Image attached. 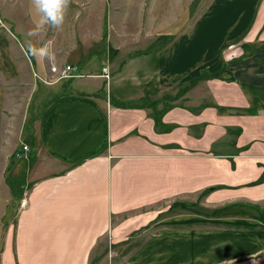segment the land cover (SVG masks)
Returning <instances> with one entry per match:
<instances>
[{
  "label": "crops",
  "instance_id": "crops-1",
  "mask_svg": "<svg viewBox=\"0 0 264 264\" xmlns=\"http://www.w3.org/2000/svg\"><path fill=\"white\" fill-rule=\"evenodd\" d=\"M26 4L23 18L12 11H6L7 20L0 18L6 25L0 23V140L7 119L17 117L28 145L12 156L13 163L16 155L21 158L18 170H26L28 178L25 187L16 188L19 210L5 237L1 264H91L101 239L126 242L155 215L113 224L116 214L163 197L192 201L197 190L215 184L223 186L207 199L220 207L219 217L205 222L197 213L167 216L123 264H264V182L250 184L264 171V112L249 107L253 97L244 90L245 85L264 86V46L237 59L230 55L240 46L230 54L222 51L242 37L255 10L244 40H264V0H212L187 32L174 38L160 34L171 43L143 54L131 53L141 47L139 37L115 51L119 46L101 2L72 0L63 26H45L38 36L28 35L40 17L31 0ZM29 40L37 47L51 41L55 60L30 57ZM126 51L130 59H118ZM65 64L75 65L80 76L47 81L55 92L34 127H25L36 76L49 78L52 65ZM225 66L235 82L202 83L209 92L204 97L211 94L227 107L223 113L215 107L196 112L204 102L200 84L181 98L172 96L173 104L166 106L162 95L147 101L128 94L137 90L131 86L139 78L163 91L209 67ZM112 84L125 87L119 94L126 95L113 97ZM152 108L161 112L162 130L156 129ZM217 141L221 148L215 155Z\"/></svg>",
  "mask_w": 264,
  "mask_h": 264
},
{
  "label": "rangeland",
  "instance_id": "rangeland-1",
  "mask_svg": "<svg viewBox=\"0 0 264 264\" xmlns=\"http://www.w3.org/2000/svg\"><path fill=\"white\" fill-rule=\"evenodd\" d=\"M81 1L82 4H84L89 0ZM93 1L94 4H99L101 2L102 5L106 6H102V9H106L105 14L107 22L112 23L111 26L114 33L113 38H115L116 44L118 43L119 46L116 47L115 51L118 52L119 48L123 49L124 47H127V45H129L128 42L133 41L132 38L139 37V39H141V47L137 49L134 48L131 53L137 52V54H143L144 51L145 53H150L151 50H153L151 49L150 51L146 52V50L150 46L151 41L160 34L170 33L172 35V38H174V36L177 34L187 32L189 28L192 27L193 23L207 11L212 0ZM26 2L27 0H0V18H3V20H7V18L5 17V15H7L6 11H12L17 15H22L23 18V16H25L27 7ZM257 12L258 10H255L253 18L250 20L249 24L243 31L244 33L242 34V37L236 41L237 43H231L228 46L226 45L222 50L224 53L225 51H228V53L230 54L231 50H237L236 48L240 46L241 49H238L240 50V53H238L237 55V50L236 55L230 56H233L234 59L251 57L249 55V52H252V49H254V47L258 49L264 46V40L262 39H256L255 41H253V39H249L250 41H245L248 38L249 33L251 32L252 26L254 25L257 17ZM0 22L2 25H5V23H3L1 20ZM171 41V37H167L164 39L162 44L158 45V47L160 48L168 46L167 44L171 43ZM249 48H251L250 51H248ZM124 57L125 59H130V53L126 51V55H120L118 59H122ZM55 77L56 76L53 73H51L49 78H40L39 76H36L37 88L35 94L30 96V99H33V107L31 106L29 109L30 115L26 120L25 127H34L36 123L35 121L37 119V114L43 107L45 100L50 98L51 95L55 92L54 88L56 86L52 84L49 85L47 81L56 82ZM195 77L196 79L194 80L193 84L191 81H187V83H185L184 85H180L179 87H175L174 89L172 88L169 90L165 88L163 89V91L159 88L155 89L153 82H149L146 84L147 79L139 78L135 80L134 84L131 86V89L137 90L128 94H132L133 96L141 95V98L139 99L146 98L147 101H150V99H153V97L157 95H162L164 96L163 105L166 106L173 104V100H171L172 96L181 98L189 91L191 86H199L200 84V97L204 102H201V104H197L195 109L196 112L201 111L205 107H215L220 113L226 112L227 107L219 105L213 95L210 94L204 97V95L209 92L207 88L202 85L203 81L214 79H220L224 83L235 82V79L231 80V77H229V73H227L226 71V66L219 69L209 67L206 71H201V73ZM68 79L72 78H62L60 80L64 81ZM138 81L142 82L138 83ZM60 83L62 84V82H59L58 84ZM127 83H125L124 81V83L122 84ZM246 86L247 85H245L244 90L247 92V94H249L250 99L253 97V99H251L252 102L250 101L251 106L249 107H252L253 105L254 108L257 107L256 111L260 110L264 112V86H258L256 88ZM111 87L113 89V97H121L126 95V93H123L125 95H123L122 93L119 94L120 90H125V87L117 84H112ZM116 90L117 93H115ZM218 90L219 89L217 88V91ZM254 98L258 99L257 102L254 101ZM151 104L156 105L157 103L155 100H152ZM237 109L241 108H236V110ZM152 110L153 111L151 112V115L154 117L156 114L155 108H152ZM231 111H235V109H231ZM239 111L245 112L247 110L243 109ZM21 122L22 120L17 117L7 119V121L5 122V134L2 140H0V264L1 254L4 251L5 237L10 227H12L13 223L15 222L19 210V198L17 196H19L20 190L16 188L25 187L28 178L26 170H18L17 164L21 161V158L16 155V157H14L13 163L12 157L14 156L13 154L16 153V151L14 150L20 148L24 145V143H26V140L24 139L26 130L21 126ZM241 130L242 129L240 128V131ZM18 136L21 137L18 138ZM219 143L220 142L217 141L213 144L212 152L215 155H218L216 149L221 148ZM13 176L17 178L14 180V182L12 179ZM13 183H15L16 186ZM210 187L213 188V186ZM208 188L209 187H204L197 190L196 194L192 195V201H185L180 198L173 199L171 197H163L160 198V200L145 201V203L116 214L112 219L113 224H119L125 219H128L132 216L135 217V215H139L137 218H140V214L142 213H155L154 216H149L148 221H146V225L140 227V230L137 229L133 231L130 235V238L126 242L123 241L111 243L108 236H105L103 239H101L91 256V264H123L125 258L132 251H134V249L140 246L145 239L151 236H155L158 230L157 226L162 224L167 216L181 213H197L202 216L200 220L205 222H209V219L211 218L214 219V217H219L220 207L218 205L213 206V203L207 199V196L212 193L213 189L205 194V190ZM176 203L179 205H177ZM192 204H194V208L191 210L190 206Z\"/></svg>",
  "mask_w": 264,
  "mask_h": 264
},
{
  "label": "clouds",
  "instance_id": "clouds-1",
  "mask_svg": "<svg viewBox=\"0 0 264 264\" xmlns=\"http://www.w3.org/2000/svg\"><path fill=\"white\" fill-rule=\"evenodd\" d=\"M72 0H31L40 19L36 26L29 31V36H38L45 26L52 29H59L65 22V16ZM27 54L30 57H39L50 62L55 60V53L51 46V41L37 47L31 40L27 42Z\"/></svg>",
  "mask_w": 264,
  "mask_h": 264
},
{
  "label": "built area",
  "instance_id": "built-area-1",
  "mask_svg": "<svg viewBox=\"0 0 264 264\" xmlns=\"http://www.w3.org/2000/svg\"><path fill=\"white\" fill-rule=\"evenodd\" d=\"M51 69H52V73L56 76L57 79L73 78V77H77V75L79 74L77 67L73 64H65L61 67L57 65H52ZM103 75L105 77H109L110 74L107 67L103 68ZM27 148L28 145L23 146V149H27ZM26 205H27V200L26 199L21 200V207H25Z\"/></svg>",
  "mask_w": 264,
  "mask_h": 264
},
{
  "label": "trees",
  "instance_id": "trees-1",
  "mask_svg": "<svg viewBox=\"0 0 264 264\" xmlns=\"http://www.w3.org/2000/svg\"><path fill=\"white\" fill-rule=\"evenodd\" d=\"M165 38H167V36L166 35H161V36H159L158 37V39L157 40H155L150 46H149V48L146 50V52H148V51H150L151 49H156L157 47H158V45H160V44H162V43H160V40H162V39H165ZM140 53H143V52H140ZM144 53H145V51H144ZM201 76V75H200ZM208 77V76H207ZM196 79V77H194V78H192L190 81L192 82V84L194 83V80ZM231 80H234V78H231ZM154 119H155V123H156V129L157 130H162V126H163V122H162V119H161V112H159V113H156L155 114V116H154ZM170 128H171V126H170ZM169 128V129H170ZM164 130H167V129H164ZM232 161H233V167L235 166V163H234V160L232 159ZM262 182H264V171H263V173H262V175L260 176V178H258L256 181H254V182H251L250 184H259V183H262ZM223 185H215V186H213V189H217V188H220V187H222ZM211 189H212V187H209L208 189H206L205 190V194H207L209 191H211ZM18 198L20 197V196H17ZM177 204V203H176ZM177 205H179V204H177ZM190 208H191V210L194 208V204H192L191 206H190Z\"/></svg>",
  "mask_w": 264,
  "mask_h": 264
},
{
  "label": "bare ground",
  "instance_id": "bare-ground-1",
  "mask_svg": "<svg viewBox=\"0 0 264 264\" xmlns=\"http://www.w3.org/2000/svg\"><path fill=\"white\" fill-rule=\"evenodd\" d=\"M78 76H80V74H78L77 77H78ZM109 77H110V75H109ZM109 77H106V78H109Z\"/></svg>",
  "mask_w": 264,
  "mask_h": 264
},
{
  "label": "water",
  "instance_id": "water-1",
  "mask_svg": "<svg viewBox=\"0 0 264 264\" xmlns=\"http://www.w3.org/2000/svg\"><path fill=\"white\" fill-rule=\"evenodd\" d=\"M213 189V188H212Z\"/></svg>",
  "mask_w": 264,
  "mask_h": 264
}]
</instances>
